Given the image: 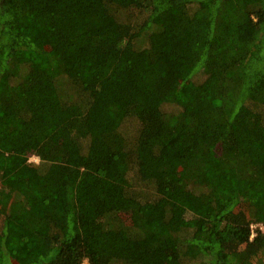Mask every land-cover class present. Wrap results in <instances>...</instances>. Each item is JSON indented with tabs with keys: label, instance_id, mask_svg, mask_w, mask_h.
I'll return each mask as SVG.
<instances>
[{
	"label": "trees",
	"instance_id": "obj_1",
	"mask_svg": "<svg viewBox=\"0 0 264 264\" xmlns=\"http://www.w3.org/2000/svg\"><path fill=\"white\" fill-rule=\"evenodd\" d=\"M14 256L264 264V0H0Z\"/></svg>",
	"mask_w": 264,
	"mask_h": 264
},
{
	"label": "rangeland",
	"instance_id": "obj_2",
	"mask_svg": "<svg viewBox=\"0 0 264 264\" xmlns=\"http://www.w3.org/2000/svg\"><path fill=\"white\" fill-rule=\"evenodd\" d=\"M28 160H29L30 162H37V161H36L37 158L34 157V156L29 157ZM8 230H9V232L13 235V237H16V234H18V231H16V229H14V228H12V227H9ZM17 259H18V258H17L16 256H14V257L12 258V264H18V260H17ZM82 264H87L86 260H84Z\"/></svg>",
	"mask_w": 264,
	"mask_h": 264
},
{
	"label": "built area",
	"instance_id": "obj_3",
	"mask_svg": "<svg viewBox=\"0 0 264 264\" xmlns=\"http://www.w3.org/2000/svg\"><path fill=\"white\" fill-rule=\"evenodd\" d=\"M254 225H251V237L254 235V231H253V229H254Z\"/></svg>",
	"mask_w": 264,
	"mask_h": 264
}]
</instances>
